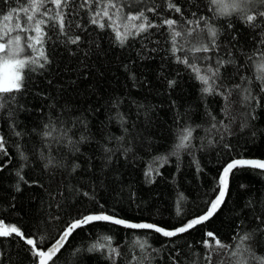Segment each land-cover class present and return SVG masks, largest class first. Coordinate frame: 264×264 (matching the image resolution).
<instances>
[{"label": "trees", "instance_id": "1", "mask_svg": "<svg viewBox=\"0 0 264 264\" xmlns=\"http://www.w3.org/2000/svg\"><path fill=\"white\" fill-rule=\"evenodd\" d=\"M113 2L119 18L109 8V19L94 15L108 0H68L67 35L50 19L55 5L30 10L36 19L48 20L42 25L48 63L35 71L25 68L20 92L0 94L6 149L0 151V220L35 238L43 250L72 221L92 213L180 227L209 209L230 161L264 158V21L258 17L248 24L235 13L221 15L212 0H172L180 12L169 9L168 0ZM28 6V0H0V42L20 35L22 45L32 43L35 31L23 12L14 13L18 20H3L11 9ZM262 7L253 5L252 12ZM141 11L156 27L129 35L121 45L115 29L134 32L132 24L141 21L127 16ZM93 18L104 27L93 24ZM166 19L177 21L180 51H172ZM209 27L217 30L215 47ZM190 28L197 30L189 35ZM6 30H11L9 37L3 36ZM76 36L79 42L70 43L68 38ZM204 44L211 51H190ZM40 47H26L24 55L38 56ZM185 57L200 75H210L218 61L227 62L209 80L211 93L182 62ZM243 89L255 99L245 100ZM186 129L192 135L178 148ZM208 233L226 247H218ZM107 244L119 254L108 247L89 251ZM0 252V264H37L31 246L15 234L0 237ZM53 261L262 264L264 171L235 169L226 201L214 217L176 237L99 221L77 229Z\"/></svg>", "mask_w": 264, "mask_h": 264}, {"label": "snow or ice", "instance_id": "2", "mask_svg": "<svg viewBox=\"0 0 264 264\" xmlns=\"http://www.w3.org/2000/svg\"><path fill=\"white\" fill-rule=\"evenodd\" d=\"M52 3L55 5L56 12L55 15L51 16L50 19L52 21H55L58 26L61 33H64L67 35V33L64 32L65 28V14H64V8L67 7L68 0H28V7H23L19 9H11L7 15L3 17V20L5 22L9 20L19 19L18 16L14 17V13L17 12H23L26 16V20L28 22H32V27L35 31V36L30 37L29 39L32 41V43L25 45L21 44V36L15 35L13 37L8 38L5 42H0V94H12L14 92L18 93L22 90L24 86V70L25 68H29L32 71H35L37 67L43 68L45 67V64L48 63V57L45 55L42 43L43 38L46 35L44 32V29L42 25H45L48 23V20L45 19H36L33 14H29L30 10L34 9L35 11H39L41 8L45 6L47 3ZM86 3L90 4L91 0H86ZM212 3L217 5L221 15L224 16H231L233 13L237 14L240 18L244 19V21L248 24H251L253 21L257 20L259 17L262 21H264V7L257 13L252 12V6L253 5H260L264 6V0H212ZM167 7L169 9L174 10L175 12H180L181 9L172 3V0H168ZM109 8H115L117 11V15L119 18V7L113 2V0H108L107 5L101 9V11H97L94 15L95 17H108L109 19H112V17L109 15ZM148 11H155V8H150ZM43 16H48V11H44L42 13ZM195 15V14H193ZM128 21H136L140 20V24H132V28L135 29L134 32L132 31H126L124 33H121L119 29L116 30L117 39L123 45L129 35H139L140 33H147L148 30L152 27H156V25H153L149 22L148 17L145 15L143 11L139 12L136 15H129L127 16ZM93 24H99L101 28L104 27V24L100 22L99 19L93 18L92 19ZM189 24H192L193 21H188ZM197 24V27L199 26V20L195 21ZM163 24L167 25L168 28L171 30V39L173 42L172 51L177 52L180 51L179 48L176 47V38L180 37L182 33L180 31L175 30V25L177 24L176 20L173 19H166L163 21ZM115 28V25H113ZM16 29H21V26L19 23L15 25ZM125 28L127 29V25H125ZM23 31H29L30 29H22ZM196 28H190L188 30V34L191 35L193 32H195ZM11 30H6L3 32L4 37H9V32ZM209 35L213 38L211 40V44L213 47H215V38L217 36V30L213 27L208 28ZM69 42L72 44H76L79 42L80 37H69ZM40 45L39 54L38 56L33 55H24L26 47L28 49L36 50V46ZM191 52H209L211 49L207 44H204L200 47H194L190 49ZM179 59V58H178ZM184 64L188 65L194 72L197 73V78L200 79L204 84L208 85V87L204 88L203 91L207 93H211L213 91L212 84H209V80H213L218 76L219 73V67L222 66L224 63H227L226 61H218L217 62V68L215 69H209L210 75H200V68L196 66L195 64H188V59L185 57L182 61ZM262 68H264V64L261 65ZM175 81L170 82V86L174 84ZM239 87V86H237ZM244 92L248 93L245 96V100L255 99V97L251 96V93L248 92L247 89H243ZM2 107V105H0ZM45 135H50V133H45ZM192 135L191 129H186L185 134L181 136V143L177 146L178 148L185 147V142L190 139ZM0 151H6L4 149V139L2 136H0ZM252 167V168H258V169H264V161L262 160H251V159H239V160H233L231 163L227 164V166L224 168L223 174L220 178V184L223 186L219 192V195L217 196L216 200L211 203V208L207 212L206 215L200 216L198 218H194L184 226L178 227L174 230H167L162 227H158L157 225L151 224V223H131L128 221H125L123 219H118L113 216H109L106 214H99V215H88L84 216L79 220L73 221L68 228L64 231V233L61 235L60 239L57 240L51 247H49L46 251L39 248L37 246L38 241L35 238L32 237H25L24 233L21 231L20 228H18L16 225H6L3 220H0V237H11L14 234L16 236H19L21 239L25 241V243L29 246H31L32 252L34 257L37 258V264H49L50 261H53V258L56 256V254L60 251V249L64 246V242L68 235L72 233L73 230L81 227L83 224L90 223L92 221H109L112 223H115L117 225H125L128 228L132 229H152L155 232L161 233L165 237H176L179 234L187 232L189 229L193 228L195 225L200 224L201 222L207 220L210 216L213 215L214 211L217 209V207L223 202V198L227 191L228 186V178L230 172L237 168V167ZM177 213H180L179 206L177 207ZM209 237L214 238L213 233L207 234ZM248 237L245 236L244 239H247ZM110 240V238H106ZM215 239V238H214ZM141 248H144L146 246V241L144 242H137ZM206 246L211 247L205 241ZM215 244L218 247H226L225 245L221 244L219 239H215ZM97 247H108L110 249V252L116 253L117 255L118 250L112 249L110 244L107 245H93L92 248L89 249V251L95 250ZM3 258V253L0 252V259ZM210 259V258H209ZM54 264V261H53ZM241 264H244L243 261H241ZM264 264V262H262Z\"/></svg>", "mask_w": 264, "mask_h": 264}, {"label": "water", "instance_id": "3", "mask_svg": "<svg viewBox=\"0 0 264 264\" xmlns=\"http://www.w3.org/2000/svg\"><path fill=\"white\" fill-rule=\"evenodd\" d=\"M239 159H251V160H262V161H264V158H258V157H241V158H236V159H234V160H239ZM233 161V160H232ZM232 161H230L229 163H231ZM228 163V164H229ZM227 166V165H226ZM225 166V167H226ZM239 167V166H238ZM237 167V168H238ZM244 167H248V166H244ZM237 168H235V169H237ZM249 168H252V167H249ZM235 169H233L231 172H230V174H229V178H228V186H227V191H226V194H225V196H224V198H223V202L217 207V209L214 211V213H213V215L212 216H210L207 220H205V221H203V222H201L200 224H203V223H206L207 221H209L211 218H213L214 217V215L220 210V208L223 206V204L225 203V201H226V198H227V195H228V191H229V187H230V182H231V176H232V173L234 172V170ZM254 169H258V168H254ZM258 170H262V171H264V169H258ZM223 171H224V169H223ZM222 174H223V172H222ZM222 176V175H221ZM223 186L220 184V190H221V188H222ZM220 192V191H219ZM219 195V193L217 194V196ZM217 196L214 198V200L213 201H215L216 200V198H217ZM212 201V202H213ZM210 208H211V205H210V207H209V209L205 212V213H203V214H201V215H198V216H195V217H193V218H191L190 220H188L185 224H187L188 222H190L191 220H193L194 218H198V217H200V216H203V215H206L207 214V212L210 210ZM99 214H106V213H92V214H89V215H99ZM106 215H109V214H106ZM88 216V215H87ZM109 216H113V215H109ZM113 217H115V218H118V219H123V218H120V217H117V216H113ZM81 219V218H80ZM76 220H79V219H76ZM123 220H125V221H128V222H131V223H151V222H147V221H143V222H135V221H131V220H127V219H123ZM75 221V220H74ZM73 222V221H72ZM71 222V223H72ZM94 222H99V221H92V222H90V223H94ZM103 222H109V221H103ZM70 223V224H71ZM90 223H87V224H83V225H81V227H84V226H86V225H88V224H90ZM109 223H112V222H109ZM69 224V225H70ZM113 224H115V223H113ZM151 224H154V223H151ZM185 224H183L182 226H184ZM200 224H198V225H200ZM68 225V226H69ZM117 225V224H116ZM154 225H157V224H154ZM198 225H195L194 227H196V226H198ZM68 226L64 229V231L68 228ZM119 226H123V227H126L125 225H119ZM158 227H162V226H159V225H157ZM81 227H79V228H81ZM181 227V226H180ZM193 227V228H194ZM79 228H77V229H79ZM126 228H128V227H126ZM162 228H164V227H162ZM178 228V227H177ZM77 229H75V230H73L72 231V233L70 234V235H68L67 236V238H66V240H65V242H64V246H65V244L67 243V241H68V239L70 238V236L77 230ZM130 229H132V228H130ZM165 229V228H164ZM174 229H176V228H174ZM174 229H167V230H174ZM192 229V228H191ZM191 229H189V230H191ZM136 230H141V229H136ZM144 230H152V229H144ZM188 230V231H189ZM64 231L61 233V235L64 233ZM183 234V233H182ZM61 235L59 236V238L57 239V240H59L60 239V237H61ZM56 240V241H57ZM55 241V242H56ZM54 242V243H55ZM53 243V244H54ZM53 244H51L49 247H51ZM63 246V247H64ZM49 247H47L46 249H44L45 251L49 248ZM63 247L60 249V251L63 249ZM59 251V252H60ZM58 252V253H59ZM57 253V254H58ZM56 254V255H57ZM50 263V262H49Z\"/></svg>", "mask_w": 264, "mask_h": 264}]
</instances>
